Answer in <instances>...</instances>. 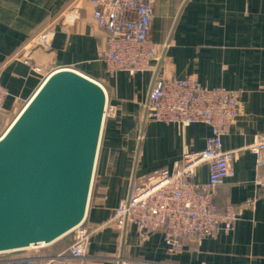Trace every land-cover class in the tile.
<instances>
[{
    "label": "crops",
    "instance_id": "1",
    "mask_svg": "<svg viewBox=\"0 0 264 264\" xmlns=\"http://www.w3.org/2000/svg\"><path fill=\"white\" fill-rule=\"evenodd\" d=\"M150 36L160 52L150 70L108 76L101 52L107 33L92 19L90 0H0V86L7 96L0 125L19 113L54 70L70 68L98 82L113 112L104 118L91 194L83 225L102 226L91 235L83 264H264V190L255 185L254 155L244 149L264 135V0H152ZM51 29V49L31 48L33 37ZM27 61V62H26ZM196 77L203 87L242 91L239 114L221 139L240 150L233 177L215 189L220 213L236 209L230 231L220 230L181 250L166 248L160 231L141 236L134 225H105L134 180L172 170L186 150L204 148L210 127L185 128L144 118L143 105L155 77ZM207 164L195 179L206 182ZM105 225V226H104ZM73 233L51 244L54 256Z\"/></svg>",
    "mask_w": 264,
    "mask_h": 264
},
{
    "label": "built area",
    "instance_id": "2",
    "mask_svg": "<svg viewBox=\"0 0 264 264\" xmlns=\"http://www.w3.org/2000/svg\"><path fill=\"white\" fill-rule=\"evenodd\" d=\"M90 2L93 22L107 33L101 52L107 75L123 71L132 76L149 71L151 61L160 54L150 36L153 1ZM53 36L51 29L44 30L31 39L25 52L36 47L49 51ZM6 96V90L0 86V120ZM241 96L242 91L237 89L203 87L196 77H155L143 105L144 118L181 128L202 123L210 127L211 133L202 150H186L172 170L160 168L141 183L134 180L128 197L113 210L105 225L116 226L123 232L131 224L141 236L160 231L172 253L181 250L185 241L199 242L220 230L230 231L236 209L230 205L220 213L214 194L218 185L234 175L232 162L240 150H224L221 139L239 114ZM111 112L113 108L106 105L105 115ZM244 149L255 157V185L264 190V135L256 136ZM204 163L209 176L206 182H199L195 172ZM83 222L70 232L74 234L73 242L63 252L54 256L8 257L0 259V264H83L91 235L102 227L88 228Z\"/></svg>",
    "mask_w": 264,
    "mask_h": 264
},
{
    "label": "water",
    "instance_id": "3",
    "mask_svg": "<svg viewBox=\"0 0 264 264\" xmlns=\"http://www.w3.org/2000/svg\"><path fill=\"white\" fill-rule=\"evenodd\" d=\"M106 105L101 84L60 68L0 136V254L51 245L84 221Z\"/></svg>",
    "mask_w": 264,
    "mask_h": 264
},
{
    "label": "rangeland",
    "instance_id": "4",
    "mask_svg": "<svg viewBox=\"0 0 264 264\" xmlns=\"http://www.w3.org/2000/svg\"><path fill=\"white\" fill-rule=\"evenodd\" d=\"M17 116V113L12 114L10 117H7L5 121L1 124L0 128V136L5 132V130L9 127L11 122L14 120V118ZM52 245L45 246L44 248L37 249V250H28V251H22V252H10V253H3L0 254V259H5L8 257H18V256H29V255H35V256H45L48 254L51 250Z\"/></svg>",
    "mask_w": 264,
    "mask_h": 264
},
{
    "label": "trees",
    "instance_id": "5",
    "mask_svg": "<svg viewBox=\"0 0 264 264\" xmlns=\"http://www.w3.org/2000/svg\"><path fill=\"white\" fill-rule=\"evenodd\" d=\"M1 126V125H0ZM1 128V127H0Z\"/></svg>",
    "mask_w": 264,
    "mask_h": 264
}]
</instances>
